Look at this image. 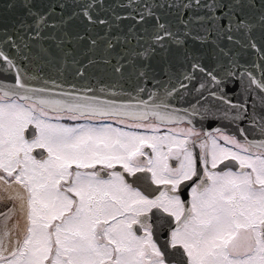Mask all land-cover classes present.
I'll return each mask as SVG.
<instances>
[{"label":"snow or ice","instance_id":"snow-or-ice-1","mask_svg":"<svg viewBox=\"0 0 264 264\" xmlns=\"http://www.w3.org/2000/svg\"><path fill=\"white\" fill-rule=\"evenodd\" d=\"M19 6L25 18L14 30L24 33L22 44L7 34L3 44L24 64L0 49V73H15L11 86L0 82V264H264V0L161 5L185 14L203 11L195 21L205 25L203 34L194 35L183 22L182 40L157 18L152 43L134 53L150 60L157 50L175 46L192 70L183 80L195 79L196 71L208 78L200 85L204 91L197 89L203 102L182 115L167 99L174 86L163 83L161 94L132 104L103 98L107 90L56 92V81L29 75L31 44L73 17L57 25L34 0H19ZM80 7L88 23H106L92 17V3ZM153 15L149 9L139 20ZM257 29L260 44L253 35ZM188 38L250 50L262 77L240 69L220 44L214 47L227 64L219 73L204 67L201 57L186 49ZM122 68L118 62L115 71ZM161 72L167 76L169 67ZM139 76L146 79L148 71ZM237 77L248 99L233 103L236 89L229 85ZM32 81L44 86H30ZM180 88L187 85L180 81ZM218 113L233 124L248 121L259 142L249 139L245 128L237 136L194 126L195 117L211 124Z\"/></svg>","mask_w":264,"mask_h":264},{"label":"water","instance_id":"water-1","mask_svg":"<svg viewBox=\"0 0 264 264\" xmlns=\"http://www.w3.org/2000/svg\"><path fill=\"white\" fill-rule=\"evenodd\" d=\"M182 2L185 0H34V7L47 12L50 21L57 25L62 18L69 16L73 18L67 26L46 29L45 38L31 44V56L27 61L29 75L35 72L44 80L56 81L60 86L53 88L56 92L61 89L63 91L74 90V94L91 95L92 92H88V89H93L97 93L107 90L108 95L103 98L116 97L117 102L132 104H135L138 99L147 100L149 93L161 94L160 84L163 83L170 88L174 86L173 95L167 97L171 101L172 109L178 115L191 111L193 105L200 106L198 100L203 102L197 89L203 92L200 85L208 78L196 71L195 79L183 80L184 74L191 73L192 70L189 62L183 59L181 50L175 46H170L167 52L157 50L150 60L146 57L137 59L134 56L135 52L143 51L152 43L153 34L157 30L155 27L157 18L170 31L179 32L182 40L185 31L183 22H189L190 30L194 35L203 34L205 25L195 22L197 16L203 15L202 10L193 8L185 14L183 10L178 12L175 7H161L168 3L178 5ZM187 2L192 3V0H187ZM87 3L93 4L90 10L92 17L106 21L104 25L90 24L84 19L80 6ZM10 5L15 6L10 7ZM61 5L64 7H60ZM149 9L154 15L140 22V15L146 14ZM23 18H25V11L19 6V0H0V49L9 53L11 58L21 65L24 62L19 61L13 49L4 46L3 40L7 34L13 37L17 44H22L21 37L24 33L17 36L14 29ZM253 35L256 42L260 44L259 30L257 29ZM53 36L55 39L51 38ZM77 37H83V39ZM61 39L65 42L58 48L56 45ZM93 40L96 41L95 45L91 43ZM109 42H111V48L107 46ZM217 44L225 50L230 49V58L239 62L240 69L252 71L257 78L262 77L257 55L241 46L218 42L214 39L210 43L201 44L194 38H188L185 47L201 57L204 67L209 69L215 67L219 73L221 64H227V58L218 54L217 47H214ZM42 49L47 51L46 55L41 51ZM118 62L123 66L120 73L115 71ZM253 62L257 67L253 66ZM145 65H150V67H143ZM163 66L169 67L167 76L161 72ZM141 70L148 71L146 79L139 76ZM80 72L83 74L80 75ZM14 75V71L12 74L0 73V82L11 86L14 83ZM180 81H183L187 88H180ZM30 86L42 87L44 85L41 82L32 81ZM48 87L52 85L49 84ZM209 87L214 88L215 86L209 85ZM229 87L236 89L231 93L233 103L248 99L246 95H242L238 77L237 82L230 84ZM140 88L145 91L140 92ZM2 90L3 87L0 86V91ZM177 92L179 95L176 94ZM130 97H136V99H130ZM204 97L210 98L207 92H204ZM253 107L249 99L250 115ZM255 108L257 112L260 111L258 96ZM194 126L203 127L204 130L210 132L214 128H219L221 131L237 136L240 134V128H245L249 139H256L257 142L260 139L259 133L252 131L248 121L233 124L230 119L222 118L219 113L211 124L199 116L195 117Z\"/></svg>","mask_w":264,"mask_h":264},{"label":"flooded vegetation","instance_id":"flooded-vegetation-1","mask_svg":"<svg viewBox=\"0 0 264 264\" xmlns=\"http://www.w3.org/2000/svg\"><path fill=\"white\" fill-rule=\"evenodd\" d=\"M64 123H72L71 121H68V120H65V121H63ZM149 123H154L155 121H153V120H149L148 121ZM172 126H175V125H172ZM181 127H186V126H188L186 123L185 124H182V125H180ZM199 129V128H198ZM138 175H142V174H138ZM185 197H187V189H185Z\"/></svg>","mask_w":264,"mask_h":264}]
</instances>
